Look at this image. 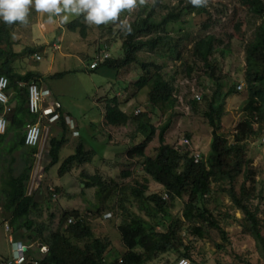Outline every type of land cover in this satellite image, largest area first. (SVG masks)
I'll use <instances>...</instances> for the list:
<instances>
[{
    "label": "trees",
    "instance_id": "16d2710c",
    "mask_svg": "<svg viewBox=\"0 0 264 264\" xmlns=\"http://www.w3.org/2000/svg\"><path fill=\"white\" fill-rule=\"evenodd\" d=\"M163 1L156 0L152 9L145 16H139L129 21L127 25L130 31H120L122 57L105 58L99 62L98 66L123 69L131 64L138 65L143 74L138 79L137 86L150 88V104L155 107L174 108L177 103L174 96L175 88L169 80L164 78L163 65L154 61L142 60L138 53L143 50L154 51L158 48H166L171 53H176L180 58L183 43L189 40L193 41L190 57L184 64L186 65L185 70L189 76H192L199 68L205 67V73L214 82L215 87L209 92L210 84H207L201 94L193 96L189 100V104L193 111L202 113L213 128V136L208 153L201 154L200 160L195 161L191 151L173 147L166 142L165 133L170 124V120H168L158 132L157 154L150 156L146 154V149L157 133L153 124L155 117L153 112L140 110L139 112L135 111L134 115H129L120 107L116 92L107 96L105 99L107 124L125 125L131 119L137 123L132 143L125 145L128 169L123 171V177L130 178L133 175L131 166L134 165L133 160L136 159L142 162L145 175H149L161 186L157 192L147 194L149 180L146 176H143L144 182L135 179V185L108 184L99 175L86 176L88 181L83 182L86 188L96 185L101 188L100 204L102 209L100 208L97 214H101L111 201L117 200V204L125 216L118 227L125 250L120 253V256L112 259H109L113 252L112 241L108 236L96 234L91 224L86 220L87 213H82L79 210L63 211L57 227L50 230L48 235L45 234L47 231L45 225L42 222L38 223L33 218L32 213L37 211L39 206L37 193L40 188L29 194L28 183L35 163L37 148L25 146L24 132L27 123L37 121V114L30 112L27 87L20 86L19 82L35 81L39 83L40 78L37 73L31 71L24 74L15 71L12 63L18 53L13 50L12 41L9 39L10 25L0 23V75H6L9 78V90L13 92L10 103L12 104L14 101L12 110L7 113L10 121L8 131L12 130L14 136L7 140V133L0 134V161H8L9 157L5 154L9 156L19 149L23 162L22 169L18 174H15L11 167L15 161L13 156L8 161L11 165L3 166L1 173L3 189L0 192L2 210L0 212L4 219L9 221L13 231L22 229L27 232L25 240L28 243L35 239L42 241L46 246L45 254L41 259H26L22 264H150L173 249L179 250L181 246L185 250L179 253V257H188L195 262L192 249L189 245H185L181 236L185 223L189 228L188 231L198 237H205L210 234L211 230L217 231L222 241L227 243L230 241L229 233L226 230V227L230 225L228 216L241 221L242 231L254 239L264 257V223L258 216V208H253L251 203L255 189L254 178L258 171L256 168L247 166L251 160L246 158L244 149V142L250 135L259 136L264 130V0H240L251 11V16L254 19L260 18V20L254 30L248 34L249 37L243 35L242 22L235 23L236 35L244 37L246 40L244 80L248 97L243 105L246 118L235 127L231 141L219 131L222 117L226 111L224 109L225 100L220 98L221 80L224 76L219 73L218 61L215 57L222 40L212 33H207L204 36L197 35L195 38L190 37L188 32L180 37L168 34L170 24L185 22L187 21L185 16L193 13L208 14L207 20L201 22L200 27L206 31L210 29L215 25L207 5L210 3L208 1L205 6L193 7L188 3V0H180L177 6L167 5ZM158 8L167 10V13L159 20L155 16ZM123 12L124 10L121 11V13ZM78 27L82 28L83 34L86 33L82 15L68 24V28L71 30H76ZM228 37L231 40L233 35ZM102 46L98 50L99 54L106 52V46ZM36 51L34 47H26L21 53L33 55ZM62 75L63 73L59 72L48 76V78ZM232 93H234L233 90L229 89L226 97ZM4 110L5 106L0 102V113ZM60 120H63L62 114ZM188 136L190 137V135ZM66 141L65 132L61 138L51 137L49 139L51 165L58 162L60 149ZM8 142L9 144L5 145ZM95 154V150H87L84 143L80 142L75 152L66 157L61 164L60 174L72 170L76 163L92 161ZM2 156H4L3 159H1ZM241 174H243L244 180L237 190L235 183ZM249 180H252L250 184H248ZM214 183L222 185L220 186L223 187L221 190L226 191L233 206L243 213V221L236 216L217 212L210 206L217 191L214 189ZM56 190L59 191V188ZM126 191L129 194H126ZM53 193V191L50 192V194ZM118 194H121L120 198H118ZM165 194L167 197H164ZM183 197L187 198L184 203L183 218L175 216L169 218L167 209L172 207L177 198ZM130 199L136 201L138 208L144 212L143 215L129 208ZM51 216L53 218L54 214L52 213ZM70 217H74L75 222L69 223ZM162 218L170 220L164 231L159 229ZM215 244L219 248L223 247L220 243ZM7 258L0 255V260ZM245 261L246 264H254L250 260ZM195 264L200 263L195 262Z\"/></svg>",
    "mask_w": 264,
    "mask_h": 264
},
{
    "label": "rangeland",
    "instance_id": "374dc122",
    "mask_svg": "<svg viewBox=\"0 0 264 264\" xmlns=\"http://www.w3.org/2000/svg\"><path fill=\"white\" fill-rule=\"evenodd\" d=\"M155 1L143 0V3H140L137 0L136 6L131 10H124L116 22L90 25L83 20L86 26L85 34L82 33L81 27L76 30L68 28V24L79 16L68 14V20L65 23H59V17H54L56 22L48 23L47 13H37L31 5L26 22L16 23V25L13 23V27L10 28L13 48L18 53L15 66L22 68L28 64L24 67L25 69H17V71L29 70L40 74L49 73V75L63 73L62 76L47 77V80L53 91L51 99L61 103L65 117H68L73 125L70 127V123L67 122V126L64 128L60 120L54 124L49 123L46 119L41 121L44 128L38 152H42V158L39 160L36 157L35 167L32 169L28 183L31 193L40 188L37 193L39 206L38 210L32 213L33 218L38 223L42 222L45 225L47 228L45 234L48 235L50 230L57 227L63 211L79 210L82 213H87L86 220L91 224L96 234L108 236L112 241L113 252L109 259L120 256V253L125 250L118 228L125 216L119 208L117 200L111 201L101 214H97L101 208V188L98 185L86 188L83 185V182L88 181L86 176L99 175L105 183H119L120 185H135V179L144 182L146 176L149 180L147 194L157 192L161 186L149 175H145L142 162L136 159L133 160L134 165L131 166L133 175L130 178L123 177V171L128 169L125 145L132 143L137 123L131 119L125 125L107 124L105 120V99L107 96L116 92L120 107L129 115H134L137 109L153 112L155 115L153 124L157 133L146 149V154L150 156L157 154L158 132L168 120H170V124L165 133L166 142L173 147L189 150L192 154L194 152L207 154L213 136V128L202 113L193 111L189 104V100L193 96L201 94L207 84H210L209 92L215 87L214 82L205 73V67L199 68L197 74L193 73L192 76H189L185 70L186 65L184 64L190 57L193 41L189 40L183 43L180 58L176 53H171L166 48H158L154 51L143 50L138 53L142 60L154 61L163 65L164 78L169 80L175 88L174 96L177 103L174 108L155 107L150 104V88L137 86V81L143 71L136 64H131L123 69L101 65L96 69L89 67V59L93 60L101 55L98 50L102 45V47L106 46L105 51L109 53L110 57H122V40L119 36L122 30L120 22L128 24L129 21L139 16H145L152 9ZM208 1L210 5L208 3L207 5L215 25L207 31L202 30L200 23L207 20L208 14L193 13L185 16V20H187L185 22L170 24L168 34L180 37L188 32L190 37L195 38L197 35L204 36L207 33H212L222 40L215 57L218 61L219 73L224 76L221 80L220 98L225 100L224 109L226 111L222 117L219 131L230 140L235 133V127L246 118L243 105L248 97L244 80L246 40L244 37L236 35L235 23L241 21L243 35L249 37L248 34L254 30L260 18L254 19L251 16V11L240 0ZM163 2L167 5L177 6L180 0H164ZM166 13L167 10L158 8L155 16L159 20ZM231 34L233 38L229 40L228 36ZM56 44H60V47L57 48ZM26 47H34L37 51L33 55H24L21 51ZM38 54L41 55L40 59H36ZM239 83L244 84L240 91L236 89ZM229 89H232L234 93L226 97ZM63 132L66 134L67 141L60 149L58 162L51 165L49 139L51 137L61 138ZM186 138L189 139L187 145L185 144ZM80 142L84 143L87 150H95L96 154L92 161L76 163L72 170L61 175L59 171L61 164L66 157L75 152ZM7 144L9 142L5 143V145ZM244 149L246 158L251 160L247 166L256 168L258 171L254 178L255 189L251 203L253 208H258V216L264 223V130L259 136L250 135L244 142ZM5 155L9 159L13 156L15 161L12 165L8 162L9 159L0 161V192L3 189L1 180L3 166L11 165L14 173L18 174L23 165L19 149L9 156ZM243 180L244 176L241 174L235 183L237 190ZM250 182L252 180H249L248 184ZM220 186L222 185L214 183V189L217 191L210 206L217 212L236 216L243 221V213L233 206L228 194L224 189L221 190L223 187ZM56 188H59V191ZM51 191L54 193L50 194ZM126 194L129 193L126 191ZM120 197L121 194H118V198ZM186 199L183 197L174 201L172 207L167 209L169 218L182 217ZM128 206L133 211L144 214L134 199H130ZM52 213L54 214L53 218ZM169 222L170 220L162 218L159 229L164 231ZM228 222L230 225L226 227V230L229 233L230 241L227 243L222 241L217 231L211 230L210 234L205 237H198L188 231L189 228L185 223L181 236L185 245H189L192 249L195 262L200 264H246L245 260H250L254 264H264V257L254 239L242 231L241 221L228 216ZM7 225L11 227L9 221L0 214V255L2 256H11L13 251V243L10 241L12 231L6 229ZM26 234L27 232L24 230L18 232L23 240L26 239ZM215 243H220L223 247L219 248ZM45 249L46 246L42 241L32 239L29 242L26 259H41ZM183 250H185L183 246L179 247V250L173 249L150 264H173L181 258L179 253Z\"/></svg>",
    "mask_w": 264,
    "mask_h": 264
},
{
    "label": "clouds",
    "instance_id": "9594fccd",
    "mask_svg": "<svg viewBox=\"0 0 264 264\" xmlns=\"http://www.w3.org/2000/svg\"><path fill=\"white\" fill-rule=\"evenodd\" d=\"M139 2L143 3V0H139ZM136 3H137V0H0V23H3L5 25H12L13 23H20V24L25 23L26 17H27L28 11H29V6L31 5V7L37 13H47V22L48 23L56 22L54 20V17H59V21H58L59 23H65L68 20V14H71L73 16H81L82 15L83 20L86 24H90V25L108 24L109 22H116L121 11L133 9L136 6ZM188 3H190L193 7H201V6L206 5L207 0H188ZM120 25H121L122 30L130 31V28L128 27V25L126 23H124L123 21L120 22ZM59 45L60 44H56L55 46L57 48H59L60 47ZM105 54H108L105 58L110 57L109 53L105 52V53L97 56V58H99V59H100V57L103 58V55H105ZM40 58H41V55L36 56V59H40ZM105 58H103V59H105ZM93 60H95V59H93ZM92 61H90V63ZM100 61H103V60L101 59ZM90 63H89V67H90ZM91 69H93V68H91ZM8 80H9V78H8ZM20 82H25V81H20ZM31 82H35V81H31ZM35 83H37V82H35ZM239 84H242V83H239ZM38 86L40 88H42L39 84H38ZM243 86H244V84H243ZM24 87H26V86H24ZM42 89H47V90H49V94L51 93V90L48 88H42ZM236 89H237V87H236ZM9 91L10 90H9V85H8L7 93L9 95V100H8L7 104H4L1 102L5 106V110L2 113H0V116H4L7 119V128L4 132H2L0 134H4V133L9 132L8 126L10 124V121L7 117V113L10 112V110H12V104L10 103V92ZM238 91H240V90H238ZM49 94H47V95H49ZM45 97L43 100V106L44 107H54V111L49 113L48 116L42 118L41 120H39V115L37 114V121L34 123H37L38 121L40 122L39 124L42 128V137H43L44 126H42L41 121L46 119L49 123L53 124L57 120H60V117L62 114V112L60 113V111H59L61 104L56 103V104H53L50 106H48V105L45 106L44 105ZM7 107H9V109H7ZM32 114H34V113H32ZM56 114L58 115L57 118L54 120H50V117L53 115H56ZM64 116L65 115H63V118H64ZM65 120H67L66 122L70 123V127L73 126L72 121H68V117L67 118L65 117ZM34 123H27V125L28 124H34ZM27 125L25 126L24 135L26 134ZM74 131L78 132L77 130H74ZM42 137H41V140H40L38 145H34V146L30 145L29 146L25 143L26 147H36L37 148V153L35 154V158L38 157V155H39V157H38L39 160H41V158H42V152H38V148L41 146V143H42ZM1 159H3V158L1 157ZM34 167H35V164L33 166V169H34ZM28 193L29 194L31 193V192H29V189H28ZM1 209L2 208L0 206V210ZM0 214H2V213H0ZM6 229L12 231L10 234V241L13 243V251H12L11 256H6L8 258L6 260L2 259V260H0V262L12 260L13 261L12 264H22L24 261H26V253H27L28 248H29V243L26 240H23V237L18 235V232H20L22 229H19L15 232L11 229V227H9V225H7Z\"/></svg>",
    "mask_w": 264,
    "mask_h": 264
},
{
    "label": "built area",
    "instance_id": "2783aa9c",
    "mask_svg": "<svg viewBox=\"0 0 264 264\" xmlns=\"http://www.w3.org/2000/svg\"><path fill=\"white\" fill-rule=\"evenodd\" d=\"M107 55L108 54L103 55V58H105ZM101 58L102 57H100V59L96 58L95 60H93L90 63V68H96ZM8 85H9L8 77L5 75H1L0 76V102L4 104H7L9 100V95L7 93ZM19 85L27 87L29 110L31 113L38 114L39 120L48 116L49 113L54 111V107H44L43 106L44 97L47 94H49V90L40 88L38 84L35 82H31L29 84L26 82H20ZM242 88H243V84H239L237 86L238 90H241ZM7 109H9V107H7ZM139 111H140L139 109L136 110V112H139ZM57 116H58L57 114L51 116L50 120L56 119ZM39 123L40 122L38 121L37 123L27 125L26 134H25V143L29 146L38 145L41 140L42 128ZM6 128H7V119L4 116H0V133L4 132ZM185 144L186 145L189 144V139L186 138ZM193 156L195 158V161H199L201 158V154L199 152H194ZM164 197H167V194H165ZM68 222L69 223L75 222V218L70 217L68 219ZM12 263H13L12 260L0 262V264H12ZM173 264H195V262L188 257H181L178 260H176Z\"/></svg>",
    "mask_w": 264,
    "mask_h": 264
},
{
    "label": "crops",
    "instance_id": "0c3cea01",
    "mask_svg": "<svg viewBox=\"0 0 264 264\" xmlns=\"http://www.w3.org/2000/svg\"><path fill=\"white\" fill-rule=\"evenodd\" d=\"M16 25V24H15ZM39 25H40V23H39ZM11 27H13L12 25H10V28ZM9 28V29H10ZM9 34H10V37H9V39L11 40L12 38H11V31L9 30ZM12 41V40H11ZM12 46H13V42H12ZM13 48V47H12ZM13 50H14V48H13ZM15 51V50H14ZM18 57V55L16 56V57H14L13 58V67H14V69H15V71L16 72H19V71H17V69H25L24 67L25 66H27L28 64H26L25 66H22V68L21 67H19V68H17L16 66H15V59ZM26 72H30L29 70H22V72H20V73H26ZM31 72H34V71H31ZM34 73H36V72H34ZM38 75H39V78H40V82L38 83L42 88H48V89H50L51 90V93L49 94V95H47L46 97H45V101H44V105L45 106H50V105H53V104H56V103H60L59 101H57V100H52L51 98H52V93H53V91H52V89H51V87H50V85H49V82H48V80H47V77L48 76H50L49 75V73H45V74H40V73H37ZM10 92V98H12V96H13V92H12V90H10L9 91ZM61 104V103H60ZM14 105V101H12V106ZM60 113L62 112V114L64 115V112H63V109H62V105H61V107H60ZM68 121H71V120H69L68 119ZM56 123V122H55ZM64 123V124H63ZM54 124V123H53ZM61 124H62V126H64V128H66V126H67V122H66V120H65V116H64V118H63V120L61 121ZM73 133H74V131H73ZM8 135H7V140H9V139H11L12 138V136H14V132L12 131V130H9V132L7 133ZM21 135V134H20ZM2 173V172H1ZM2 176V175H1Z\"/></svg>",
    "mask_w": 264,
    "mask_h": 264
}]
</instances>
